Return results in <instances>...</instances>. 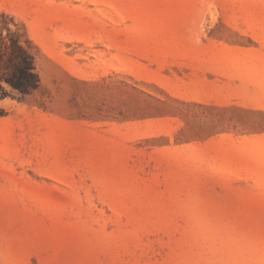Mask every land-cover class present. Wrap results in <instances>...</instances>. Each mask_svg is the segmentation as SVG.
Here are the masks:
<instances>
[{
    "label": "rangeland",
    "instance_id": "rangeland-1",
    "mask_svg": "<svg viewBox=\"0 0 264 264\" xmlns=\"http://www.w3.org/2000/svg\"><path fill=\"white\" fill-rule=\"evenodd\" d=\"M2 12L40 86L0 101V264H264V0Z\"/></svg>",
    "mask_w": 264,
    "mask_h": 264
},
{
    "label": "trees",
    "instance_id": "trees-1",
    "mask_svg": "<svg viewBox=\"0 0 264 264\" xmlns=\"http://www.w3.org/2000/svg\"><path fill=\"white\" fill-rule=\"evenodd\" d=\"M0 101L18 94L30 95L40 86L29 43L18 28H11L8 15L0 13ZM4 32V33H3Z\"/></svg>",
    "mask_w": 264,
    "mask_h": 264
}]
</instances>
